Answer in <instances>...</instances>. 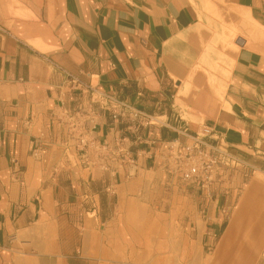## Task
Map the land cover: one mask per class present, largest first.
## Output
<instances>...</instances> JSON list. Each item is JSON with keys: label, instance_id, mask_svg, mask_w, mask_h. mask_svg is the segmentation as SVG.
Returning a JSON list of instances; mask_svg holds the SVG:
<instances>
[{"label": "crops", "instance_id": "1", "mask_svg": "<svg viewBox=\"0 0 264 264\" xmlns=\"http://www.w3.org/2000/svg\"><path fill=\"white\" fill-rule=\"evenodd\" d=\"M210 76L216 102L177 101ZM204 126L240 163L172 191L160 141ZM153 196L203 253L229 235L264 264V0H0V264H108Z\"/></svg>", "mask_w": 264, "mask_h": 264}, {"label": "rangeland", "instance_id": "2", "mask_svg": "<svg viewBox=\"0 0 264 264\" xmlns=\"http://www.w3.org/2000/svg\"><path fill=\"white\" fill-rule=\"evenodd\" d=\"M171 183L165 187L172 191L183 186L180 179L171 178ZM154 198L140 208L130 205L125 219L110 227L108 264H210L207 262L209 252H202V244L187 241V228L182 223L186 214L181 212L179 203L173 202L170 215L165 218L161 213H166L168 207L160 212L163 202L156 203ZM197 250L200 259L191 255ZM188 252L191 256H187Z\"/></svg>", "mask_w": 264, "mask_h": 264}, {"label": "built area", "instance_id": "3", "mask_svg": "<svg viewBox=\"0 0 264 264\" xmlns=\"http://www.w3.org/2000/svg\"><path fill=\"white\" fill-rule=\"evenodd\" d=\"M74 81L76 85L80 83L75 78ZM94 93H99L104 100L111 99V96L104 93ZM94 102H96L95 98ZM122 104L133 115V121L139 122L138 120L141 119L142 125L150 123L151 117L149 115L129 104L123 102ZM125 117L130 118L127 115ZM180 132L185 136L184 141L179 137L161 140L160 149L164 170L171 177L180 179L184 185L211 187L219 182L218 176L221 171L227 170L230 165L235 166L240 163L239 159L218 147L212 126H204L196 133L185 130ZM122 151L130 158V161H134L130 149L126 151L122 149ZM103 165L107 166L108 164Z\"/></svg>", "mask_w": 264, "mask_h": 264}, {"label": "bare ground", "instance_id": "4", "mask_svg": "<svg viewBox=\"0 0 264 264\" xmlns=\"http://www.w3.org/2000/svg\"><path fill=\"white\" fill-rule=\"evenodd\" d=\"M224 89L225 85L222 78L213 76L201 77L193 84L187 85L185 89L180 90L177 101L181 103L185 98H188V100H193L195 105L208 107L217 101ZM237 246L243 248L239 253L234 252ZM248 246L250 244H236L227 235L219 243L217 251L208 256L207 262L210 264H249L250 258L247 256ZM189 255L187 253V256ZM198 256H200V253L195 254L194 258L200 259L201 256Z\"/></svg>", "mask_w": 264, "mask_h": 264}]
</instances>
